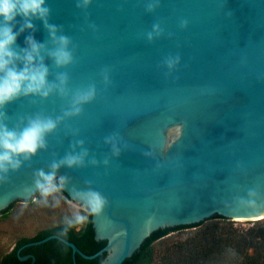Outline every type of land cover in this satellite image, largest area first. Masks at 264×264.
I'll list each match as a JSON object with an SVG mask.
<instances>
[{
    "label": "water",
    "instance_id": "95a60500",
    "mask_svg": "<svg viewBox=\"0 0 264 264\" xmlns=\"http://www.w3.org/2000/svg\"><path fill=\"white\" fill-rule=\"evenodd\" d=\"M44 7L47 16L32 17L31 29L20 31V16L12 22L19 59L10 67L25 66L31 37L42 45L33 64L48 69L51 91L21 92L0 106V125L19 133L40 118L56 126L35 154L14 157L17 169L0 171V220L45 198L37 173L54 163L75 214H86L78 193L106 200L88 217L94 240L106 243L94 255L57 235L29 245L58 240L73 264L76 255L103 254L100 264H123L153 233L214 216L264 219V0H45ZM61 36L72 57L66 65L51 55ZM90 89L92 98L74 105ZM67 156L81 162L68 167Z\"/></svg>",
    "mask_w": 264,
    "mask_h": 264
},
{
    "label": "clouds",
    "instance_id": "9594fccd",
    "mask_svg": "<svg viewBox=\"0 0 264 264\" xmlns=\"http://www.w3.org/2000/svg\"><path fill=\"white\" fill-rule=\"evenodd\" d=\"M45 0H0V17L3 18V24L0 26V106L11 101L23 92L24 95L31 93H39L42 96H47L51 91L50 85L46 83L48 69L43 65H34V54L38 55L42 45L37 44L31 37L26 38L31 51H24L25 66L17 70L13 64L14 60L19 59V56L12 50V45L15 43L18 33L13 32L12 22L17 16L24 19V23L20 28L22 32L25 28H33L31 23L32 17L45 19L48 14V9L44 7ZM45 27L50 35L55 40V26L47 24ZM59 47L51 53L57 65H66L71 62V54L66 51L68 39L64 36L59 37ZM61 84L66 80V76L60 77ZM93 96V91L90 89L86 93H77L74 98V105L87 102ZM79 108L74 109V113H78ZM55 122L51 119L42 120L37 118L29 122V125L21 132L17 133L14 130H8L3 125H0V171H7V167L13 170L19 167V160L14 157L23 154L25 159L28 156L36 153L38 148L44 147V135L55 128ZM81 162L80 157L67 156L62 164L71 167ZM59 164H53L52 171L45 174L39 171L37 176L40 178L36 181V187L41 192V195L47 197L55 192H59L66 182L65 177H60L57 183L55 170ZM43 180V183H41ZM77 195L84 201L82 207L86 213L84 215L77 212L75 214V223L83 224L88 220L89 216H99L106 205L105 198L98 192L88 191L78 193Z\"/></svg>",
    "mask_w": 264,
    "mask_h": 264
},
{
    "label": "trees",
    "instance_id": "16d2710c",
    "mask_svg": "<svg viewBox=\"0 0 264 264\" xmlns=\"http://www.w3.org/2000/svg\"><path fill=\"white\" fill-rule=\"evenodd\" d=\"M210 219L228 221L220 216H214ZM201 224L202 222L191 226L163 229L153 233L144 241L140 249L131 258L125 260L123 264H152L153 244L156 241L174 231L197 228ZM209 232L210 234L208 235L195 234L185 238L181 242H176L171 251L164 255L162 263L264 264V223L257 224L248 230H237L231 224L221 227L215 225ZM51 235H57L75 244L83 254L88 256L94 255L106 244L105 242H96L94 240L90 219L79 232L59 227L44 231L32 239H21L19 243L21 245L27 244L42 240ZM30 249L42 251L45 256L49 255L51 258L46 264H73L70 248L58 240L52 239L44 244L33 246ZM9 255V258H6L2 264L17 263V252L13 251ZM103 258L104 254L91 260H86L76 255L75 262L76 264H100Z\"/></svg>",
    "mask_w": 264,
    "mask_h": 264
},
{
    "label": "rangeland",
    "instance_id": "374dc122",
    "mask_svg": "<svg viewBox=\"0 0 264 264\" xmlns=\"http://www.w3.org/2000/svg\"><path fill=\"white\" fill-rule=\"evenodd\" d=\"M87 222L88 220L83 224L75 223V213L61 190L45 197L31 209H16L0 220V264L3 257L14 249L21 239H32L44 231L59 227L80 231ZM261 223H264V220L229 223V220L213 219L204 221L197 228L174 231L153 244L152 264H163L162 258L171 251L176 242L195 234L208 235L215 225L221 227L231 224L237 230H248Z\"/></svg>",
    "mask_w": 264,
    "mask_h": 264
},
{
    "label": "flooded vegetation",
    "instance_id": "af4514ba",
    "mask_svg": "<svg viewBox=\"0 0 264 264\" xmlns=\"http://www.w3.org/2000/svg\"><path fill=\"white\" fill-rule=\"evenodd\" d=\"M75 232H79V231H75ZM31 243H27V244H20L18 243L17 246L12 249L7 255H5L3 257V259L1 260V264L4 262V260L7 258H9V254L12 253L13 251L17 252V263L16 264H31L32 263V259L29 256L34 257V262L33 264H46L48 263V261L50 260V256H45L44 253L42 251H38V250H34V249H30L33 246H29ZM23 257H28L25 260L21 261L20 258Z\"/></svg>",
    "mask_w": 264,
    "mask_h": 264
}]
</instances>
